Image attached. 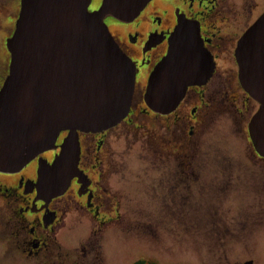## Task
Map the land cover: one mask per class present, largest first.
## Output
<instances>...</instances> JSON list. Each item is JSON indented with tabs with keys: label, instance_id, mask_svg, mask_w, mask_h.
<instances>
[{
	"label": "flooded vegetation",
	"instance_id": "af4514ba",
	"mask_svg": "<svg viewBox=\"0 0 264 264\" xmlns=\"http://www.w3.org/2000/svg\"><path fill=\"white\" fill-rule=\"evenodd\" d=\"M102 1L93 0L91 6L98 8ZM20 5L21 0L0 1V90L10 72L7 41L14 33ZM263 13L264 0H150L134 19L108 16L114 37L136 64L132 108L115 125L79 130V169L62 193L53 195L38 186L43 165L55 160L59 146L43 150L20 167L0 168V264H105L98 254L99 239L92 235L71 249L63 231L87 222L91 234H97L114 224L120 217L115 216V210L126 201L123 194L129 181L142 188L140 196L148 192L143 203L160 201L161 194L168 200L165 189L169 193L174 190L175 173L185 172L189 179L204 156L212 153L214 159L219 157L218 151L205 152L207 124L228 104L236 107L241 102L244 111L238 110L241 116L237 115L235 122H241L239 132L248 138L247 147L253 148L249 123L261 102L244 89L235 52L239 39ZM182 17L201 24L205 46L215 58V70L207 81L189 85L176 109L155 112L146 105L143 92ZM252 106L257 108L250 115ZM68 133V129L62 131L57 143ZM124 134L128 135L125 147ZM139 141L146 150L142 159L149 161L144 167L138 160L140 154L137 164L127 159L137 154L131 146ZM254 150L257 158L264 159ZM172 198L175 206L177 197L173 194ZM205 207L210 206L206 203ZM220 209L216 217L225 215Z\"/></svg>",
	"mask_w": 264,
	"mask_h": 264
},
{
	"label": "water",
	"instance_id": "95a60500",
	"mask_svg": "<svg viewBox=\"0 0 264 264\" xmlns=\"http://www.w3.org/2000/svg\"><path fill=\"white\" fill-rule=\"evenodd\" d=\"M22 0L15 33L8 40L10 72L0 90V168L20 167L69 134L51 164H44L39 190L61 193L78 171V130L120 122L133 99L135 63L114 38L109 15L128 21L150 0ZM169 49L155 66L144 93L154 111L175 109L190 84L205 81L215 60L204 45L200 23L179 19ZM239 77L261 106L250 132L264 155V13L239 40ZM247 261L244 264H250Z\"/></svg>",
	"mask_w": 264,
	"mask_h": 264
},
{
	"label": "rangeland",
	"instance_id": "374dc122",
	"mask_svg": "<svg viewBox=\"0 0 264 264\" xmlns=\"http://www.w3.org/2000/svg\"><path fill=\"white\" fill-rule=\"evenodd\" d=\"M241 105L228 104L207 124L205 152L218 151L219 157L214 159L212 153L204 156L189 179L185 172H178L180 177L174 172V190L169 193L165 189L168 200L161 194L160 201L143 203L148 192L140 196L142 188L129 181L123 194L126 201L115 210V216H120L115 223L97 234H91L87 222L80 228L65 229L67 246L75 249L93 235L99 239L98 254L105 264H133L139 259L156 264H264V159L257 158L255 144L247 147L248 138L239 132L241 122L235 120L241 116L238 110L244 111ZM256 108L250 107V115ZM127 136L122 137L123 147L128 146ZM131 147L137 154L127 159L133 164L140 159L142 167L148 165L149 161L142 159L146 150L141 141ZM152 193L150 190L153 200ZM206 203L210 207H205ZM220 208L225 215L216 217Z\"/></svg>",
	"mask_w": 264,
	"mask_h": 264
},
{
	"label": "trees",
	"instance_id": "16d2710c",
	"mask_svg": "<svg viewBox=\"0 0 264 264\" xmlns=\"http://www.w3.org/2000/svg\"><path fill=\"white\" fill-rule=\"evenodd\" d=\"M133 264H156L155 262L151 261V262H148L144 259H139L138 261L134 262Z\"/></svg>",
	"mask_w": 264,
	"mask_h": 264
}]
</instances>
